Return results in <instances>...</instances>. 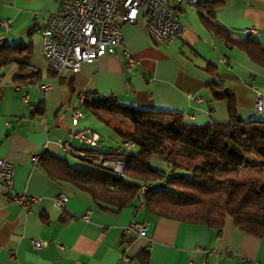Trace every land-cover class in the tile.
Wrapping results in <instances>:
<instances>
[{
	"label": "crops",
	"instance_id": "1",
	"mask_svg": "<svg viewBox=\"0 0 264 264\" xmlns=\"http://www.w3.org/2000/svg\"><path fill=\"white\" fill-rule=\"evenodd\" d=\"M61 1L0 0V60L17 45L0 76V158L15 165L13 190L7 195L0 183V264H264V237L241 230L230 215L219 229L158 215L145 203L137 208L136 198L118 211L103 209L87 192L49 177L39 160L47 151L79 165L63 145L78 147L71 130L96 131L98 152L125 147L110 126L84 109L85 97L112 94L126 105L179 111L187 121L204 124L228 117L227 102L212 97L208 83L215 79L231 89L241 118L264 120V110L254 108L256 95H264V67L242 47L255 40L264 49V0L193 8L180 3L175 8L185 28L172 42L156 40L141 23H127L115 53L57 74L43 56L40 35L45 17ZM32 72L33 81L14 80ZM129 148L136 151L133 144ZM151 163L169 171L161 156ZM21 191L40 198L21 205L14 200ZM61 192L67 199L59 205ZM133 221L147 226L145 235L126 229ZM32 239L46 244L35 248Z\"/></svg>",
	"mask_w": 264,
	"mask_h": 264
},
{
	"label": "trees",
	"instance_id": "2",
	"mask_svg": "<svg viewBox=\"0 0 264 264\" xmlns=\"http://www.w3.org/2000/svg\"><path fill=\"white\" fill-rule=\"evenodd\" d=\"M252 41L255 44L244 42L242 47L264 67V49ZM16 46L0 60V76L2 67L13 61ZM33 72L18 73L14 80L33 81L37 78ZM208 84L213 98L227 102L226 119L196 124L179 111L126 105L112 94L84 98L86 111L136 147L133 151L119 146L117 156L126 162L124 173L97 160V153L111 152H98L94 146L74 147L86 151L81 157L89 162L86 166H73L67 158L47 151L41 154L40 165L49 177L87 192L103 209H122L137 197L141 184L153 183L144 194L151 212L219 229L230 215L241 230L264 237V120L241 118L231 89L215 79ZM37 106L42 112L43 105ZM153 156L164 158L169 171L152 164ZM252 168L259 171L257 176L243 173Z\"/></svg>",
	"mask_w": 264,
	"mask_h": 264
},
{
	"label": "built area",
	"instance_id": "3",
	"mask_svg": "<svg viewBox=\"0 0 264 264\" xmlns=\"http://www.w3.org/2000/svg\"><path fill=\"white\" fill-rule=\"evenodd\" d=\"M221 0H176V5L171 0H62L59 7L48 13L44 19L41 30V51L46 62L53 67L57 74L68 69L72 72L79 71L81 64L97 60L101 55L115 53L116 48L123 43L122 27L127 23H141L152 37L164 42H172L179 37L185 28L176 6L184 3L193 8L200 4H209ZM9 20L3 19V26H9ZM252 30V29H249ZM129 64L134 63V58L125 49ZM49 88L51 85L44 84ZM254 108L264 110V95L258 93L255 98ZM77 111L73 115H76ZM70 136L78 141V145L85 147L95 146L99 140L96 131L86 128L71 130ZM62 141H59V144ZM66 150L78 157H84L86 151L76 149L70 143L64 142ZM131 142L126 141L125 147L129 148ZM110 155L97 153L96 159L116 173H124L126 162L117 154L120 147H111ZM33 165H38L37 156H32ZM15 165L9 160L0 158V183L8 195L13 190ZM153 183H143L137 193V208L144 206V194ZM39 196H31L25 191L18 192L15 202L28 206L32 201H37ZM67 194L61 192L55 198V203L64 204ZM126 229L134 230L138 235H145L147 226L131 222ZM32 245L39 248L46 244L45 240L32 239ZM245 264H256L253 260L246 259ZM187 264H195L189 260ZM202 264H207L204 261Z\"/></svg>",
	"mask_w": 264,
	"mask_h": 264
},
{
	"label": "rangeland",
	"instance_id": "4",
	"mask_svg": "<svg viewBox=\"0 0 264 264\" xmlns=\"http://www.w3.org/2000/svg\"><path fill=\"white\" fill-rule=\"evenodd\" d=\"M176 3V0H171V4H175ZM182 4H184V3H182ZM68 157H69V159L71 160V162H77V164H79V165H76V166H86V165H88L89 164V162H87L86 160H84V159H82L81 157H78V156H73V155H71V154H68ZM243 173H247V174H253V175H258L259 174V171L257 170V169H255V168H252V169H245L244 171H243Z\"/></svg>",
	"mask_w": 264,
	"mask_h": 264
}]
</instances>
